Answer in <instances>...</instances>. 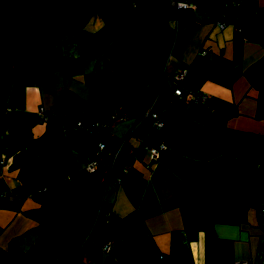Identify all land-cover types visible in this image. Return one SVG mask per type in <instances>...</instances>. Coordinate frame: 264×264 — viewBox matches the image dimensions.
Here are the masks:
<instances>
[{"label":"crops","instance_id":"obj_1","mask_svg":"<svg viewBox=\"0 0 264 264\" xmlns=\"http://www.w3.org/2000/svg\"><path fill=\"white\" fill-rule=\"evenodd\" d=\"M170 1L149 3L148 18L160 7L173 43L137 68L148 18L130 35L133 47L122 36L101 44L95 36L122 14L113 2L0 0L20 20L18 33L0 21V264H68L60 257L63 199L71 187L83 193L98 184L112 164L120 183L106 184L82 264H264V0L188 11ZM182 68L205 104L174 96ZM116 104L157 110L166 125L113 119ZM41 111L109 126L102 138L85 128L64 135ZM57 125L61 177L26 189L22 178L40 177L45 137ZM160 145L166 150L153 159L147 146ZM96 159L102 166L90 172L87 161ZM105 240L113 243L108 252Z\"/></svg>","mask_w":264,"mask_h":264},{"label":"trees","instance_id":"obj_2","mask_svg":"<svg viewBox=\"0 0 264 264\" xmlns=\"http://www.w3.org/2000/svg\"><path fill=\"white\" fill-rule=\"evenodd\" d=\"M193 1L204 5L219 4L218 0ZM104 7L114 16L117 15L113 6L104 5ZM0 21L11 31L18 33L20 20L14 5H0ZM173 40L174 31L169 26L168 16L158 7L157 11L144 21L139 34L137 68L145 61L152 59L157 49L171 45ZM114 108L119 109V104H116ZM50 120H55L59 125L68 124L63 115L56 114V118H50ZM59 125L50 130L45 137L49 154L41 156L42 173L40 177L33 180L22 178L26 189L32 190L42 185L47 186L61 177L64 162L62 151L64 136ZM109 175V169H104L102 179L98 184L91 186L83 193L71 187L69 194L63 199L59 217L61 224L68 229V237L62 243L60 257L65 262L69 261L68 264H82L84 260V243L94 227L99 209H102L104 205L103 197Z\"/></svg>","mask_w":264,"mask_h":264},{"label":"built area","instance_id":"obj_3","mask_svg":"<svg viewBox=\"0 0 264 264\" xmlns=\"http://www.w3.org/2000/svg\"><path fill=\"white\" fill-rule=\"evenodd\" d=\"M218 1H219V4L223 7H227V6L236 7L241 0H218ZM170 6L176 11L197 10L200 7L199 3L193 0H171ZM225 16L226 15H222V17H225ZM226 17H229V16H226ZM234 20L235 18L231 16V21H234ZM218 25L221 28H224V26L226 25V22H223L220 20L218 21ZM239 29L241 30L242 28L240 27ZM187 73H188V70L186 68H182L179 72H177L173 76V80L175 83V88L173 90L174 96L186 99L196 104H205L208 100V97L196 90L191 89L185 84ZM131 117H134L137 123L147 122L151 124V126L154 129H157V130H162L166 125V121L162 117L161 113L154 109H149L147 111L132 112V113L125 112L121 109H114L112 112L113 119L126 120ZM40 118L42 121L48 122L50 118H56V115H46L43 111H41ZM108 126H109L108 123H104V124H94L89 127H84L81 122H78V123H73V124L71 123V124L62 125V132L64 135H67L68 133L72 131H76L79 128H83V129L85 128L86 132L93 134L96 137L102 138ZM105 147H106L105 143L103 142L100 143V148L102 150L105 149ZM147 149L152 154V158L157 159L158 157H160L162 153L165 152L166 146L165 145H160L158 147L147 146ZM130 153L134 155L135 150L131 149ZM101 166H102V163L100 162L99 159L87 161V168L90 172L96 171ZM113 166H114L113 164L107 166L110 172L107 183H109L110 181H116L119 184L120 179H116L112 174ZM101 210L102 209H99L96 220L98 216L100 215ZM263 211L264 209L262 210V213ZM109 214H110V211L108 212L107 215ZM262 222L264 225V216H262ZM112 245H113L112 241L105 240L102 244V250L105 252H108L112 248ZM237 264H249V263L247 261L246 262L244 261V262H240Z\"/></svg>","mask_w":264,"mask_h":264},{"label":"rangeland","instance_id":"obj_4","mask_svg":"<svg viewBox=\"0 0 264 264\" xmlns=\"http://www.w3.org/2000/svg\"><path fill=\"white\" fill-rule=\"evenodd\" d=\"M109 3L117 8L121 16L101 34L95 36L99 43H108L109 40L122 36L126 39V47H133V38L130 37L132 32L142 26L143 20L147 19L150 14L148 4L168 6L169 0H108ZM93 2V1H92ZM103 3V2H100ZM101 11H108L102 7ZM102 13V12H101ZM108 15L106 12H104ZM88 36V35H87ZM111 49V47H109Z\"/></svg>","mask_w":264,"mask_h":264},{"label":"water","instance_id":"obj_5","mask_svg":"<svg viewBox=\"0 0 264 264\" xmlns=\"http://www.w3.org/2000/svg\"><path fill=\"white\" fill-rule=\"evenodd\" d=\"M171 7V6H170ZM172 8V7H171ZM225 8V7H224ZM173 9V8H172ZM136 124H138V123H136ZM136 124L134 125V127H133V130H135V127H136Z\"/></svg>","mask_w":264,"mask_h":264}]
</instances>
